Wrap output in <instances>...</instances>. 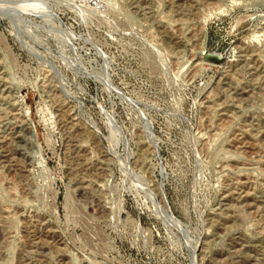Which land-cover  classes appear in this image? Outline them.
<instances>
[{
  "label": "rangeland",
  "instance_id": "1",
  "mask_svg": "<svg viewBox=\"0 0 264 264\" xmlns=\"http://www.w3.org/2000/svg\"><path fill=\"white\" fill-rule=\"evenodd\" d=\"M2 1L0 264H264V0Z\"/></svg>",
  "mask_w": 264,
  "mask_h": 264
},
{
  "label": "bare ground",
  "instance_id": "2",
  "mask_svg": "<svg viewBox=\"0 0 264 264\" xmlns=\"http://www.w3.org/2000/svg\"><path fill=\"white\" fill-rule=\"evenodd\" d=\"M9 1H10V0H9ZM9 1H7V3H9ZM20 1H21V0H20ZM20 1H18V3H19ZM22 1H23V0H22ZM0 2L3 3V2H5V1H2V0H1ZM11 2H12V0H11ZM24 2H26V1H24ZM24 2H23V3H24ZM28 2H30V1H28ZM2 3H1V4H2ZM7 3H5V7H7V6L9 7V5H6ZM32 3H33V2H30L29 4H32ZM9 4H10V3H9ZM11 4H12V3H11ZM25 4H26V3H25ZM25 4H24V6H25ZM5 7H4V4H3V8H5ZM12 7H13V6H12ZM21 7H22V5H21ZM14 8H15V7H14ZM23 8H24V7H23ZM0 9H1V8H0ZM15 9H16V8H15ZM15 9H14V10H15ZM24 9H25V8H24ZM24 9H23V10H24ZM4 10H6V9H3V11H4ZM3 11H2V12H3ZM24 11H25V10H24ZM0 12H1V10H0ZM10 12H11V11H10ZM10 12H9L8 14H10ZM249 46H250V45H249ZM253 46H254V45H253Z\"/></svg>",
  "mask_w": 264,
  "mask_h": 264
},
{
  "label": "water",
  "instance_id": "3",
  "mask_svg": "<svg viewBox=\"0 0 264 264\" xmlns=\"http://www.w3.org/2000/svg\"><path fill=\"white\" fill-rule=\"evenodd\" d=\"M208 59H210V58L208 57Z\"/></svg>",
  "mask_w": 264,
  "mask_h": 264
}]
</instances>
